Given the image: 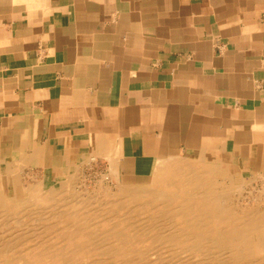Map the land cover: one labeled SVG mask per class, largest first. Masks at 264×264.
<instances>
[{"label":"crops","instance_id":"0c3cea01","mask_svg":"<svg viewBox=\"0 0 264 264\" xmlns=\"http://www.w3.org/2000/svg\"><path fill=\"white\" fill-rule=\"evenodd\" d=\"M175 159L264 186V0H0L2 196Z\"/></svg>","mask_w":264,"mask_h":264},{"label":"bare ground","instance_id":"6f19581e","mask_svg":"<svg viewBox=\"0 0 264 264\" xmlns=\"http://www.w3.org/2000/svg\"><path fill=\"white\" fill-rule=\"evenodd\" d=\"M196 167L174 165L150 189L113 199L79 192L74 174L64 184L33 182L24 189L27 201L0 194V264H161L152 257L163 260L182 249L217 259L204 264H264V215L234 213L228 188L211 182L206 189ZM130 218L140 219V229H129ZM160 242L176 247L160 249Z\"/></svg>","mask_w":264,"mask_h":264},{"label":"rangeland","instance_id":"374dc122","mask_svg":"<svg viewBox=\"0 0 264 264\" xmlns=\"http://www.w3.org/2000/svg\"><path fill=\"white\" fill-rule=\"evenodd\" d=\"M174 165L176 167H182V168H188L190 166H193V167L197 166L196 168L198 170H200L199 172L202 175L201 176L202 177V181L204 182V186L206 187V189L210 188V186H211L210 183L211 182L215 183L217 186L221 185L222 188H224V189L228 188L230 193H228L227 195L231 194V196L233 198L235 197L234 199L231 198V200L234 201V202L232 201V203L234 204L233 205L234 209L237 210L234 213L237 212L238 214H240L241 210H247L248 209L251 212H257L259 214H263L264 215V186H262V185L259 186V185H256L254 182L251 183V182H247V181H243V182H238V183L232 184L231 183L232 181L230 182V181H228L226 179H220L218 177H215L211 171H209L211 173L210 177L208 176L206 178H203V176H206L208 174L207 171L209 169L207 170V169H205V167L203 165H200V164H198L196 162L186 161L184 159H175V160H172V161H167V162L160 163L159 166L154 171V174H153L152 178L150 180H148L146 183L139 184V185H131V186L116 185L113 182L114 180L110 178V175L108 173H106V171H104L102 168H97V167H95L93 169L86 170L84 172H80L81 175H78L79 174V172H78V173L74 174L73 176H74L75 181L77 182V185H76L77 190L84 188V189H82L84 193H86L87 195L91 194V196L90 195H88V196L94 197L96 199H99V198L100 199H105V198L113 199V198H118V196H121L123 193H126L127 191H131V189H135V190L150 189V187H152L155 182L162 180L163 177H165L169 172H171L173 167H174ZM78 176H79V178H78ZM65 182H67L66 179L61 181V182H59V183L64 184ZM39 183H42V182H39ZM48 183H50V182H48ZM81 184L83 185V187H80V186H82ZM242 186H244V187H242ZM41 188H44V184L43 185L41 184ZM230 188H232V189H230ZM93 191H94V193H93ZM247 191H248V194H247ZM79 192H82V191L79 190ZM24 194L25 193H23V194L20 193V195L19 194L15 195L13 197V199L14 200H19V199L23 200V199H25V201L29 200L30 196L28 194H26V195H24ZM243 194H244V196H243ZM247 195H248V197H247ZM249 195H250V199H249ZM236 197H238V199ZM253 197L255 198V200H253L254 199ZM246 204H248V205H246ZM152 206H154V205H152ZM149 207H150V205H149ZM34 208L38 209V207H34ZM148 213H150V215H156V212L154 210H151ZM139 220L140 219H138V218H136V219L135 218L128 219L126 221V223L127 222L130 223L129 229L130 230H134L135 228H136V230L140 229L139 226H138ZM49 223L50 222H47V226H49L48 225ZM109 227H112V225L107 226V229H109ZM160 229H161V227H160ZM166 229L169 231L171 228L168 226V227H166ZM174 245H176V244L166 243V242H163V243L160 242L159 244H157V246H160L159 247L160 249H166V248L172 249V248L176 247ZM183 245H186V243H183ZM174 251L176 253H178L179 255L178 254H174V256H173L170 253L169 257H165L166 259L160 260V258H158L157 256L156 257L155 256L152 257V259L155 258L157 263L161 262V264H166V262L167 263L170 262L172 264H183L185 262H196V263H201L202 262L204 264V263H208V262L217 261V259L210 258V253L211 252H208V253L205 252L204 254L206 255V257H204V258H196V257H194V255L196 253L200 252L199 250L195 251V249H194L192 253L187 251L188 254L183 249L180 250V251H176V250H174Z\"/></svg>","mask_w":264,"mask_h":264}]
</instances>
